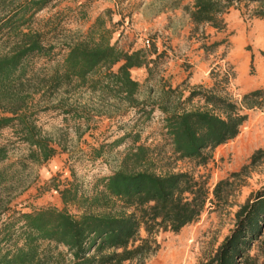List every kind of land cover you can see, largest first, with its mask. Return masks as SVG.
Segmentation results:
<instances>
[{"label": "rangeland", "instance_id": "rangeland-1", "mask_svg": "<svg viewBox=\"0 0 264 264\" xmlns=\"http://www.w3.org/2000/svg\"><path fill=\"white\" fill-rule=\"evenodd\" d=\"M193 3L52 0L35 15L32 28L51 47L47 57L30 61L38 79H50L63 62L67 47L96 23L95 29H100L98 21L118 48L142 49L148 63L130 70L139 84L134 101L119 95L111 81L105 88L103 75L96 77L95 90L89 82L80 85L74 81L57 89L45 86L32 95L29 106L37 110L35 125L57 152L47 161L32 162L27 157L31 147L19 139L17 130L8 127L0 131V144L8 149L7 158L0 162V225L17 212L43 208H63L77 216L82 204H65L60 191L74 187L79 196L92 195L101 189L99 180L120 169L123 157L141 144L151 150L147 163L136 169L159 175L188 172L206 181L209 196L195 222L176 233L167 230L154 235L158 249L144 264H205L215 255L234 228L238 206L264 187L263 155L228 189L227 201L217 202L212 194L219 180L249 164L257 149L264 150V108L246 111L247 120L238 135L213 149L206 164L198 165L192 159L177 158L158 105L164 106V98L169 96L166 104L170 108L208 109L200 95L188 98L190 92L214 90L235 102L244 93L264 87V19L250 15L256 2L241 1L234 2L223 15L225 31H215L208 24L194 28L185 9ZM221 39L224 42L211 49L200 47L203 42L210 45ZM6 50L7 46L0 45V53ZM139 233L146 237L142 228ZM248 254L254 260L245 263L240 259L239 264L264 262V231L250 244Z\"/></svg>", "mask_w": 264, "mask_h": 264}, {"label": "trees", "instance_id": "trees-1", "mask_svg": "<svg viewBox=\"0 0 264 264\" xmlns=\"http://www.w3.org/2000/svg\"><path fill=\"white\" fill-rule=\"evenodd\" d=\"M51 1L0 0V45L7 46L0 53V131L8 127L17 130L19 139L31 147L27 157L32 162L47 161L57 152L35 125L36 109L29 106L33 94L45 86L57 89L74 81L80 85L89 82L91 90H95L96 77L103 75L107 80L105 88L111 81L119 95L134 101L139 84L130 70L148 63L144 50L118 48L97 20L100 29H95L96 23L82 39L67 47L63 62L50 79H38L30 61L47 57L51 47L44 44L42 34L32 24L35 15ZM241 1L256 2L250 15L264 19V0H194L192 8L185 9L194 28L208 24L222 32L226 28L223 15L234 2ZM223 42L224 39L210 45L203 42L200 47L208 50ZM152 48L156 52L154 44ZM116 64L119 65L113 70ZM199 95L208 109L179 111L166 104L169 96L158 108L164 114L168 143L177 158H189L201 165L209 161L213 149L238 135L247 120L246 111L264 108V87L244 93L235 102L214 90H193L188 98ZM150 150L148 146L134 145L123 157L122 167L100 179L101 189L90 196H79L74 187L62 189L60 196L65 204H82L77 216L63 208H43L9 217L0 225V264H144L158 249L154 235L167 230L176 233L195 222L209 199L206 181L188 172L159 175L136 169L147 163ZM7 155V145L0 144V162ZM263 155L264 150L257 149L249 164L219 180L212 190L215 200L227 201L228 189ZM2 179L0 171V182ZM141 228L146 237H141ZM263 229L264 187L238 206L231 234L205 264L254 260L248 254L249 247Z\"/></svg>", "mask_w": 264, "mask_h": 264}]
</instances>
